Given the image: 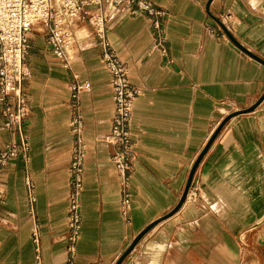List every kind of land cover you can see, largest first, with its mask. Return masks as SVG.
<instances>
[{
	"label": "crops",
	"instance_id": "0c3cea01",
	"mask_svg": "<svg viewBox=\"0 0 264 264\" xmlns=\"http://www.w3.org/2000/svg\"><path fill=\"white\" fill-rule=\"evenodd\" d=\"M150 1L163 12L161 32L147 14L108 23L111 45L142 90L127 187L113 161L121 146L106 141L114 101L97 40L78 32L67 69L44 28L29 34V161L16 158L0 174V264H264V0ZM74 75L90 88L79 95L87 153L81 233L72 245ZM3 123L0 106V153L20 141ZM202 155L189 189L197 200L180 206Z\"/></svg>",
	"mask_w": 264,
	"mask_h": 264
},
{
	"label": "built area",
	"instance_id": "2783aa9c",
	"mask_svg": "<svg viewBox=\"0 0 264 264\" xmlns=\"http://www.w3.org/2000/svg\"><path fill=\"white\" fill-rule=\"evenodd\" d=\"M147 14L155 17L153 28L161 32L160 19L163 12L156 10L150 0H0V106L4 120L3 129L17 132L20 141L11 142L0 153V174L12 160L23 158L29 161L30 143L24 129V123L30 115L31 108L26 84L31 71L28 66L31 45L29 34L41 26L47 32V44L50 52L58 62L71 69L73 50L79 40L78 32L97 40L102 49L101 61L108 69L113 90L114 115L112 129L106 141L119 144L121 150L113 161L125 187L130 183L131 169L135 159L134 141L130 124L135 101L142 95V90L135 87L130 80L128 66L123 62L108 38V23L121 15L137 16ZM231 14L221 21L225 26L231 23ZM90 29V31L88 30ZM91 32V33H89ZM163 41H155L154 48H160ZM163 56L167 51L162 49ZM72 85L73 117L70 121L71 133L75 136L72 148V159L69 167L70 212L68 226L73 244L81 233V194L84 189V171L86 145L83 141L84 121L79 105V95L88 90L90 84L77 81ZM26 185L32 193L35 190L33 181L28 178ZM3 192L0 190V197ZM31 200L34 201L33 195ZM197 200V193L189 192L186 201ZM126 216L130 207V196L125 194L121 203ZM33 242L38 249L40 235L38 227L32 232ZM74 254V246L70 248ZM39 259V257H38Z\"/></svg>",
	"mask_w": 264,
	"mask_h": 264
},
{
	"label": "water",
	"instance_id": "95a60500",
	"mask_svg": "<svg viewBox=\"0 0 264 264\" xmlns=\"http://www.w3.org/2000/svg\"><path fill=\"white\" fill-rule=\"evenodd\" d=\"M246 52H247V51H246ZM247 54H249V53L247 52ZM207 149H208V148H207ZM204 153H205V152H204ZM203 155H204V154H203ZM203 155H202L201 158L198 160V162H197L195 168L193 169V171H192V173H191V175H190V180H189V183H188V185H187V187H186V190H185V192H184V194H183V197H182V199H181L180 206H182L183 203L186 201L187 195H188V193H189L190 183H191V180H192V178H193L194 171H195L197 165L199 164L200 160L202 159ZM140 237H141V236H140ZM140 237L134 242L133 246L130 248V250L127 252L126 255H128L129 252L133 249V247L135 246V244L139 241ZM124 257H125V256H124Z\"/></svg>",
	"mask_w": 264,
	"mask_h": 264
}]
</instances>
